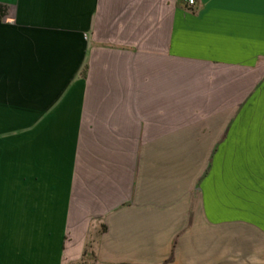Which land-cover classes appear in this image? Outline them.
I'll return each instance as SVG.
<instances>
[{
    "label": "crops",
    "instance_id": "0c3cea01",
    "mask_svg": "<svg viewBox=\"0 0 264 264\" xmlns=\"http://www.w3.org/2000/svg\"><path fill=\"white\" fill-rule=\"evenodd\" d=\"M0 3V264H264V0Z\"/></svg>",
    "mask_w": 264,
    "mask_h": 264
},
{
    "label": "rangeland",
    "instance_id": "374dc122",
    "mask_svg": "<svg viewBox=\"0 0 264 264\" xmlns=\"http://www.w3.org/2000/svg\"><path fill=\"white\" fill-rule=\"evenodd\" d=\"M71 264H99V263H97L95 256L90 252V254L84 255L83 258L77 263H71Z\"/></svg>",
    "mask_w": 264,
    "mask_h": 264
},
{
    "label": "trees",
    "instance_id": "16d2710c",
    "mask_svg": "<svg viewBox=\"0 0 264 264\" xmlns=\"http://www.w3.org/2000/svg\"><path fill=\"white\" fill-rule=\"evenodd\" d=\"M8 13V6L6 4L0 3V22L4 19V17L7 15ZM87 251H85L86 255Z\"/></svg>",
    "mask_w": 264,
    "mask_h": 264
},
{
    "label": "built area",
    "instance_id": "2783aa9c",
    "mask_svg": "<svg viewBox=\"0 0 264 264\" xmlns=\"http://www.w3.org/2000/svg\"><path fill=\"white\" fill-rule=\"evenodd\" d=\"M188 3H189L190 5H194V4H195V0H188Z\"/></svg>",
    "mask_w": 264,
    "mask_h": 264
}]
</instances>
